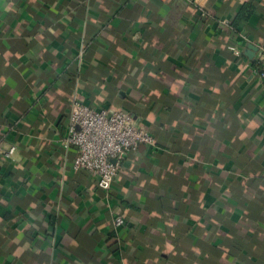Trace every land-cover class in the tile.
<instances>
[{
  "label": "crops",
  "instance_id": "0c3cea01",
  "mask_svg": "<svg viewBox=\"0 0 264 264\" xmlns=\"http://www.w3.org/2000/svg\"><path fill=\"white\" fill-rule=\"evenodd\" d=\"M260 46L264 0H0V264H264ZM74 100L154 136L108 192Z\"/></svg>",
  "mask_w": 264,
  "mask_h": 264
},
{
  "label": "built area",
  "instance_id": "2783aa9c",
  "mask_svg": "<svg viewBox=\"0 0 264 264\" xmlns=\"http://www.w3.org/2000/svg\"><path fill=\"white\" fill-rule=\"evenodd\" d=\"M256 75L264 82V46L257 49ZM154 142V136L145 125L137 122L129 112L99 109L74 100L66 133L59 143L64 148L74 146L77 153L72 167L88 170L95 177L97 186L108 192L126 153L135 150L139 143L151 145ZM15 149L13 145L5 149L0 147V152L5 158H11ZM114 221L120 225L123 218L116 216Z\"/></svg>",
  "mask_w": 264,
  "mask_h": 264
},
{
  "label": "water",
  "instance_id": "95a60500",
  "mask_svg": "<svg viewBox=\"0 0 264 264\" xmlns=\"http://www.w3.org/2000/svg\"><path fill=\"white\" fill-rule=\"evenodd\" d=\"M253 48H254V47H252V46H249V49H250V50H248V51H247V54H248V55H252V52H251V50H253Z\"/></svg>",
  "mask_w": 264,
  "mask_h": 264
},
{
  "label": "trees",
  "instance_id": "16d2710c",
  "mask_svg": "<svg viewBox=\"0 0 264 264\" xmlns=\"http://www.w3.org/2000/svg\"><path fill=\"white\" fill-rule=\"evenodd\" d=\"M244 7H245V6H243L242 9H244ZM242 9H241V10H242ZM145 127L148 129V127H147L146 125H145ZM148 130H149V129H148Z\"/></svg>",
  "mask_w": 264,
  "mask_h": 264
}]
</instances>
